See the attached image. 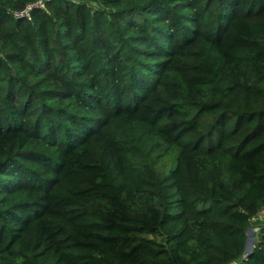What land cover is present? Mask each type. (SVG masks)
<instances>
[{
  "label": "trees",
  "instance_id": "1",
  "mask_svg": "<svg viewBox=\"0 0 264 264\" xmlns=\"http://www.w3.org/2000/svg\"><path fill=\"white\" fill-rule=\"evenodd\" d=\"M261 207L264 0H0V264H264Z\"/></svg>",
  "mask_w": 264,
  "mask_h": 264
},
{
  "label": "built area",
  "instance_id": "2",
  "mask_svg": "<svg viewBox=\"0 0 264 264\" xmlns=\"http://www.w3.org/2000/svg\"><path fill=\"white\" fill-rule=\"evenodd\" d=\"M34 6L41 8V7H43V4L40 1H35L33 4L26 6L23 10L16 12L15 14L16 15H23L27 19H29L28 10ZM255 222H258V223H255ZM253 224H257V225H253ZM247 227H248L247 231L245 230L246 249L252 247L253 243L255 242V240H256L259 232H260V227L264 228V207L257 209L250 216L249 223H248V226H246V228Z\"/></svg>",
  "mask_w": 264,
  "mask_h": 264
},
{
  "label": "rangeland",
  "instance_id": "3",
  "mask_svg": "<svg viewBox=\"0 0 264 264\" xmlns=\"http://www.w3.org/2000/svg\"><path fill=\"white\" fill-rule=\"evenodd\" d=\"M247 226H248V224H247ZM247 229H248V227L245 230L247 231Z\"/></svg>",
  "mask_w": 264,
  "mask_h": 264
},
{
  "label": "crops",
  "instance_id": "4",
  "mask_svg": "<svg viewBox=\"0 0 264 264\" xmlns=\"http://www.w3.org/2000/svg\"><path fill=\"white\" fill-rule=\"evenodd\" d=\"M255 223H258V222H255ZM253 225H257V224H253Z\"/></svg>",
  "mask_w": 264,
  "mask_h": 264
},
{
  "label": "water",
  "instance_id": "5",
  "mask_svg": "<svg viewBox=\"0 0 264 264\" xmlns=\"http://www.w3.org/2000/svg\"><path fill=\"white\" fill-rule=\"evenodd\" d=\"M245 247H246V245H245Z\"/></svg>",
  "mask_w": 264,
  "mask_h": 264
}]
</instances>
